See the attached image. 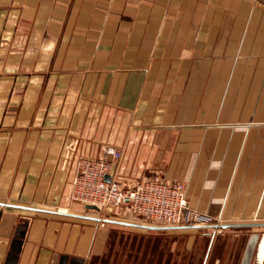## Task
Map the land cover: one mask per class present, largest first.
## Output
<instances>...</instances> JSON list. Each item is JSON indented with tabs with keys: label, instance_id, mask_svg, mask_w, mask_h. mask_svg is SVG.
Returning <instances> with one entry per match:
<instances>
[{
	"label": "crops",
	"instance_id": "1",
	"mask_svg": "<svg viewBox=\"0 0 264 264\" xmlns=\"http://www.w3.org/2000/svg\"><path fill=\"white\" fill-rule=\"evenodd\" d=\"M103 143L214 221L71 201ZM123 232L137 264H264V0H0V264H114Z\"/></svg>",
	"mask_w": 264,
	"mask_h": 264
},
{
	"label": "built area",
	"instance_id": "2",
	"mask_svg": "<svg viewBox=\"0 0 264 264\" xmlns=\"http://www.w3.org/2000/svg\"><path fill=\"white\" fill-rule=\"evenodd\" d=\"M121 156V149L111 143L100 145L94 155L78 156L69 179V199L91 206L103 216H130L153 224L214 221L188 205L181 179L166 178L158 170L131 184L118 179L111 170Z\"/></svg>",
	"mask_w": 264,
	"mask_h": 264
},
{
	"label": "rangeland",
	"instance_id": "3",
	"mask_svg": "<svg viewBox=\"0 0 264 264\" xmlns=\"http://www.w3.org/2000/svg\"><path fill=\"white\" fill-rule=\"evenodd\" d=\"M153 224V223H152ZM130 235L126 232L120 233V236L117 238V241L113 238L111 241V246H110V250L107 254L108 257H113L116 258V261L114 260L113 263L115 264H121L122 262L126 261L129 263V261H127L129 259V257H134L133 261H130V264H137L136 263V247H135V243L130 244L128 242ZM134 249V250H132ZM130 258V260H131ZM151 257H146L145 259V264H147L146 262L148 260H151ZM97 264H106V263H100L98 262ZM109 264V263H108Z\"/></svg>",
	"mask_w": 264,
	"mask_h": 264
},
{
	"label": "water",
	"instance_id": "4",
	"mask_svg": "<svg viewBox=\"0 0 264 264\" xmlns=\"http://www.w3.org/2000/svg\"><path fill=\"white\" fill-rule=\"evenodd\" d=\"M88 206V205H87ZM89 207H91V206H89ZM149 226H156V225H149Z\"/></svg>",
	"mask_w": 264,
	"mask_h": 264
}]
</instances>
